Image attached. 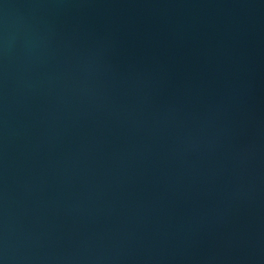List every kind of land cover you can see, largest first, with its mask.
Returning <instances> with one entry per match:
<instances>
[{
  "label": "water",
  "instance_id": "water-1",
  "mask_svg": "<svg viewBox=\"0 0 264 264\" xmlns=\"http://www.w3.org/2000/svg\"><path fill=\"white\" fill-rule=\"evenodd\" d=\"M0 264H264V0H0Z\"/></svg>",
  "mask_w": 264,
  "mask_h": 264
}]
</instances>
